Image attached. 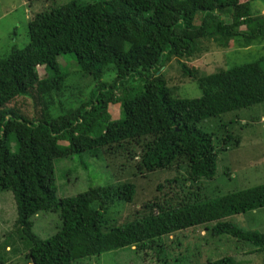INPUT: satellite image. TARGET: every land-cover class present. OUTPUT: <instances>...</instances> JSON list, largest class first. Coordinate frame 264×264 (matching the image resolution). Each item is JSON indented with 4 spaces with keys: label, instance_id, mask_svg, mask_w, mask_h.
<instances>
[{
    "label": "trees",
    "instance_id": "trees-1",
    "mask_svg": "<svg viewBox=\"0 0 264 264\" xmlns=\"http://www.w3.org/2000/svg\"><path fill=\"white\" fill-rule=\"evenodd\" d=\"M258 3L263 6L255 8ZM262 10L264 0H71L32 16L28 43L0 58V190L13 194L15 225L31 264H75L126 246L161 253L162 236L210 222L212 236L227 234L264 251L263 233L222 221L264 207V183L204 199L165 192L143 202L130 220L110 224L108 216L113 205L134 201L148 175L186 167L192 180L212 178L218 153L238 145L240 135L222 131L223 124L214 131L199 124L264 102V56L208 74L178 58L199 55L203 40L242 47L263 41ZM65 53L74 55L81 78L97 84L78 108L51 118L52 94L66 88L57 61ZM172 59L196 83L199 97H179L167 84L164 67ZM21 96L45 111L40 120L9 106ZM117 101L123 116L112 119L108 106ZM83 152L103 154L124 179L58 198L55 160ZM131 175L139 182L125 179ZM38 212L60 217L57 232L46 239L33 230ZM161 262L168 264L166 257ZM201 264L242 263L225 255Z\"/></svg>",
    "mask_w": 264,
    "mask_h": 264
},
{
    "label": "rangeland",
    "instance_id": "rangeland-1",
    "mask_svg": "<svg viewBox=\"0 0 264 264\" xmlns=\"http://www.w3.org/2000/svg\"><path fill=\"white\" fill-rule=\"evenodd\" d=\"M69 1L71 0H0V58L7 55L13 46L22 48L28 43L27 24L32 16ZM76 1L87 3L93 0ZM258 5L263 6L258 3L255 8H258ZM217 43L219 42L215 40H203L202 46L205 50L199 55L178 59L185 61L190 68H197L200 73L208 74L264 56V40L249 47L239 46L232 40L225 45ZM57 61L60 72L65 75L66 88L62 94H52L50 102L53 104L48 112L51 118H57L78 108L81 102H86L97 84L91 77H88L91 80L89 83L88 78L79 76L73 54H61ZM178 64L172 59L164 67L167 69V84L176 87L175 94L179 97H199L201 93L196 83L182 72ZM37 70L40 77L47 73L43 65L37 66ZM107 79L109 80L106 76L102 78L104 81ZM9 106L29 119L40 120L45 112L35 105L29 96H21ZM108 110L112 119H120L123 116L119 101L110 103ZM232 118L237 119L236 122L228 124ZM245 120L246 125L243 124ZM222 124L224 127L221 130H232L234 134L240 135V142L237 146H230L218 153L216 172L212 178L199 177L192 180L188 178L186 167L152 173L148 175V180L143 181V187L140 185L137 188V197L133 202L118 203L111 207L108 213L111 218L109 223L119 224L132 219L141 210L143 202L153 196H162L165 192L170 194L178 191L180 195L191 199H204L264 183V102L220 117L207 118L199 126L205 131H214ZM58 143L66 145L67 141L59 140ZM14 150L13 142L11 151ZM130 163L132 160H129L128 164ZM54 167L58 198L74 196L92 187L116 184L124 179L119 177L121 168L108 165L101 153L95 155L83 152L58 158ZM175 176L178 180L176 183L166 182V179ZM125 179H135L139 182L137 179L140 178L131 175ZM158 184H161L160 190H156ZM16 218L12 192L0 190V264H31L29 248L19 236L15 225ZM31 221L34 232L43 239L54 235L61 223L56 212H38L31 217ZM222 221L264 234V207L232 214L224 217ZM214 223L197 225L162 236L160 240L164 243V250L161 253L154 248L139 250L135 246H126L102 252L97 256L79 258L75 264H162L164 257L167 258L168 264H201L206 259H217L225 255L232 256L242 264H264V251H253L254 247L250 244L237 241L227 234L212 236L208 228Z\"/></svg>",
    "mask_w": 264,
    "mask_h": 264
}]
</instances>
